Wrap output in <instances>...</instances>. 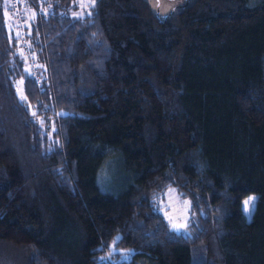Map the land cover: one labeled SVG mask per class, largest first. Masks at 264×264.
I'll return each instance as SVG.
<instances>
[{
    "label": "trees",
    "instance_id": "obj_1",
    "mask_svg": "<svg viewBox=\"0 0 264 264\" xmlns=\"http://www.w3.org/2000/svg\"><path fill=\"white\" fill-rule=\"evenodd\" d=\"M11 1L0 264H264V0Z\"/></svg>",
    "mask_w": 264,
    "mask_h": 264
},
{
    "label": "rangeland",
    "instance_id": "obj_2",
    "mask_svg": "<svg viewBox=\"0 0 264 264\" xmlns=\"http://www.w3.org/2000/svg\"><path fill=\"white\" fill-rule=\"evenodd\" d=\"M147 1L150 3L156 16L158 18H164L167 14L172 12L174 9H177L187 0H147ZM81 7L84 8L86 7L84 2L81 3ZM6 17L9 22L13 20L12 15L9 12L7 13ZM21 23L24 24L23 21ZM254 197L255 196L252 195L250 198H254ZM250 198H248L247 200H249ZM253 204H254V200L252 201L251 205H249L248 210H245V204H244V210L246 211L247 214L250 213ZM189 209H190V202L188 200H182L178 196V193L175 189H170L167 191L165 195L164 205L163 208L161 209V214L163 215L166 223L172 230H174L175 232H184L186 230V226L189 221V216H190ZM173 224H176L180 227L178 229H174Z\"/></svg>",
    "mask_w": 264,
    "mask_h": 264
},
{
    "label": "snow or ice",
    "instance_id": "obj_3",
    "mask_svg": "<svg viewBox=\"0 0 264 264\" xmlns=\"http://www.w3.org/2000/svg\"><path fill=\"white\" fill-rule=\"evenodd\" d=\"M22 98H24V97H22ZM254 200V198H250L249 200H246L245 202H244V204H245V210H248V207H249V205H251V203H252V201ZM180 226H178V225H176V224H173V228L174 229H178Z\"/></svg>",
    "mask_w": 264,
    "mask_h": 264
},
{
    "label": "built area",
    "instance_id": "obj_4",
    "mask_svg": "<svg viewBox=\"0 0 264 264\" xmlns=\"http://www.w3.org/2000/svg\"><path fill=\"white\" fill-rule=\"evenodd\" d=\"M18 2H19V0H12L11 4L13 5L14 8H16Z\"/></svg>",
    "mask_w": 264,
    "mask_h": 264
}]
</instances>
